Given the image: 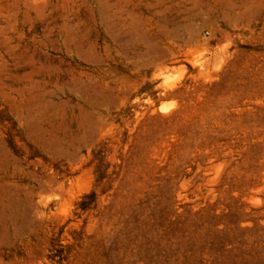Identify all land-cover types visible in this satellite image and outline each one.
Wrapping results in <instances>:
<instances>
[{
    "label": "rangeland",
    "instance_id": "1",
    "mask_svg": "<svg viewBox=\"0 0 264 264\" xmlns=\"http://www.w3.org/2000/svg\"><path fill=\"white\" fill-rule=\"evenodd\" d=\"M0 264H264V0H0Z\"/></svg>",
    "mask_w": 264,
    "mask_h": 264
},
{
    "label": "bare ground",
    "instance_id": "2",
    "mask_svg": "<svg viewBox=\"0 0 264 264\" xmlns=\"http://www.w3.org/2000/svg\"><path fill=\"white\" fill-rule=\"evenodd\" d=\"M227 3H228V1H227ZM231 9L233 8L232 6L230 7ZM227 11H218V8H217V13H219V15H222V16H225V17H229V16H231L232 15V13L230 12V10H228V9H226ZM233 10V9H232ZM181 11V10H180ZM183 11V10H182ZM181 11V12H182ZM179 14H181V13H179ZM233 15H234V13H233ZM236 16V15H235ZM185 16H184V14H181V19L182 18H184ZM233 17V16H232ZM231 19V18H230ZM160 26V25H159ZM163 26V25H162ZM165 26V25H164ZM168 27V26H167ZM174 30V29H173ZM183 30V29H182ZM154 32V31H153ZM157 32L159 33V34H162L163 33V30L159 27L158 29H157ZM174 32V31H173ZM164 33H166L165 35H168V36H171V34H173V33H170V32H164ZM176 34H178V33H176ZM175 34V35H176ZM178 36V35H177ZM174 37V36H173ZM110 66V65H109ZM109 66H106V68L107 67H109ZM129 66V65H128ZM108 69V68H107ZM114 70V69H113ZM107 71V70H106ZM104 72V71H103ZM134 72V71H133ZM105 73V72H104ZM113 73V72H112ZM117 73V72H116ZM125 74V73H124ZM126 75V74H125ZM128 75H126L125 77H127ZM129 78L128 79H124V80H121L120 82H121V84H128L129 83ZM119 83V82H118ZM133 84V83H132ZM119 85H120V83H119ZM125 88V87H124ZM169 88H171V87H169ZM125 89H127V88H125ZM172 90V89H171ZM122 94H124V93H122ZM126 94V93H125ZM124 94V95H125ZM125 97H128V96H124V99H125ZM119 100V99H118ZM123 100V99H122ZM112 114V113H111ZM106 115V114H105ZM113 115V114H112ZM108 117V116H107ZM111 117V116H110ZM113 117V116H112ZM224 160V159H223ZM207 170V169H206ZM206 173V172H205ZM181 185V184H180ZM262 187V186H261ZM260 191V190H259ZM253 195H252V197H250V198H252L253 199ZM253 201V200H252ZM89 230H90V227H89Z\"/></svg>",
    "mask_w": 264,
    "mask_h": 264
}]
</instances>
